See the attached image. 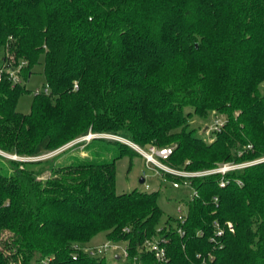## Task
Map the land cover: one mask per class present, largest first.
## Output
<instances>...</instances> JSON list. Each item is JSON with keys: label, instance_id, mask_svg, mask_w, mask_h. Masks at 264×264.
I'll list each match as a JSON object with an SVG mask.
<instances>
[{"label": "trees", "instance_id": "trees-1", "mask_svg": "<svg viewBox=\"0 0 264 264\" xmlns=\"http://www.w3.org/2000/svg\"><path fill=\"white\" fill-rule=\"evenodd\" d=\"M0 49V67L26 62L24 81L42 59L49 90L21 113L27 90L0 80V264H112L87 247L100 233L125 242L124 264H264V0H0ZM210 112L224 123L207 142L189 119ZM89 132L171 147L177 169L252 163L190 178L184 221L160 225L158 190L115 191L130 146L64 164L3 154L36 157Z\"/></svg>", "mask_w": 264, "mask_h": 264}, {"label": "rangeland", "instance_id": "rangeland-1", "mask_svg": "<svg viewBox=\"0 0 264 264\" xmlns=\"http://www.w3.org/2000/svg\"><path fill=\"white\" fill-rule=\"evenodd\" d=\"M3 50L0 49V60L2 58ZM30 77L28 80H22L21 85L25 87L27 92L22 93L17 102V111L21 113H29L31 110V104L34 99V93L38 91H44L47 87L45 76L43 74V60L41 59L40 63L35 65L31 70ZM192 108L186 107L185 111H191ZM219 115L213 114L210 112L206 118L193 115L189 119V129L193 130L197 137L204 139L205 141H211L215 136V131L213 129V120ZM221 117V116H219ZM90 133V132H89ZM88 133V134H89ZM87 134V135H88ZM100 134V133H98ZM104 137H99L102 139H93L91 142H80V143H68L65 144L53 151H48L42 153L37 157H46L49 155L56 156V163H67L70 158L74 156L83 157H101L107 160L112 159L114 155L117 154L119 148L116 144L112 142H121L125 145L123 141L128 140L124 137L114 134H102ZM86 136V135H85ZM130 141V140H129ZM86 149V144H88ZM129 146V145H127ZM2 153V152H0ZM7 155L15 160L21 161H31L34 160V157H24L18 155ZM34 158V159H33ZM49 175L48 171H45L41 177L45 178ZM141 179H144V182H140ZM145 185H148L146 187ZM133 189H138L139 191H154L158 190L159 195L157 198L158 205L164 212L163 219L160 225L164 224L166 217L173 216L178 218L180 213L178 208L184 209V203L182 199H188L191 197L193 190L184 185L180 184L179 187H173L172 180L169 177H166L161 172H157L156 169H149L144 158L138 154H125L122 157L118 158L115 162V191L117 193L129 192ZM175 225L174 222H172ZM103 233L98 234L94 237L88 244L87 247H90L94 250L97 255H103L106 257L108 262L112 264H124V256L122 254V248L125 246V242H117L119 248L117 250L112 247H108L105 250L100 252L97 250V246L102 243H107ZM108 244H110L108 242ZM116 254L123 257L122 260L116 259ZM34 264H37L36 262Z\"/></svg>", "mask_w": 264, "mask_h": 264}, {"label": "built area", "instance_id": "built-area-1", "mask_svg": "<svg viewBox=\"0 0 264 264\" xmlns=\"http://www.w3.org/2000/svg\"><path fill=\"white\" fill-rule=\"evenodd\" d=\"M25 63L26 62L23 61L22 63H20L18 65L8 66L7 68L0 67V80L4 76H7L12 81L13 84L21 83L22 77L20 75V70ZM48 91H49L48 87H46L44 92L47 93ZM39 92L40 91L37 90L34 94H37ZM223 123H224L223 119L215 118L213 120V129L219 130L221 128V126L223 125ZM99 137H104V136L102 134L90 132L88 135L82 136L78 139H75L71 143L75 144V143H80V142H85V141L89 142L92 139L99 138ZM123 142L126 143L127 145H129L131 148H133L138 154H140L144 158L145 164L149 169H156V171L158 173L161 172L164 175L169 174V175H172L175 177H182L184 179L182 184L190 187L191 189H192V187L190 184V178H192V177L207 176V175L216 174V173H220L222 175H225L227 172H229L231 170L240 169V168L248 166L252 163V162H244V163H238V164H236V163H223V164H220L214 168L197 170V171H188V170L173 168L172 166H169L166 163V160L169 158V156L172 153L171 147H158L156 145H149L147 147H142V146L135 144L129 140H125ZM47 157H49V155L46 157H39L38 159H43V158H47ZM34 158H33L34 160H38L37 157H34ZM225 183H226V181L223 179L220 181L221 186H224ZM172 185H173V187H179L180 183L178 181H172ZM145 186L148 187V185H145ZM193 193H194V191H193ZM193 193H192V195H193ZM214 200L216 202L217 198H215ZM178 212L180 213L178 219L181 222H183L185 217H186L185 205H184V209L178 208ZM228 227L232 230V224L231 223H228ZM145 243L149 247V249L154 251L155 256L158 259H160V260L165 259L164 247L159 245V243L157 241L147 240ZM108 247H112L115 250H117L119 248L117 243L108 244V242L100 244L96 248L100 252L101 250H105ZM89 250H91L92 254L95 253L93 251V249L90 248ZM122 254L124 257L127 255L125 246L122 248Z\"/></svg>", "mask_w": 264, "mask_h": 264}, {"label": "crops", "instance_id": "crops-1", "mask_svg": "<svg viewBox=\"0 0 264 264\" xmlns=\"http://www.w3.org/2000/svg\"><path fill=\"white\" fill-rule=\"evenodd\" d=\"M116 258H119V255L118 254H116Z\"/></svg>", "mask_w": 264, "mask_h": 264}, {"label": "water", "instance_id": "water-1", "mask_svg": "<svg viewBox=\"0 0 264 264\" xmlns=\"http://www.w3.org/2000/svg\"><path fill=\"white\" fill-rule=\"evenodd\" d=\"M140 182H144V179H141Z\"/></svg>", "mask_w": 264, "mask_h": 264}]
</instances>
